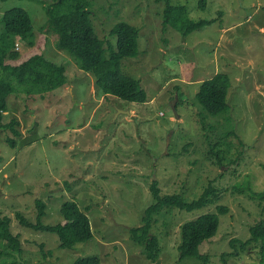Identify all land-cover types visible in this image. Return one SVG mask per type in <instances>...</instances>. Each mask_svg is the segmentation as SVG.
Instances as JSON below:
<instances>
[{"label":"rangeland","instance_id":"rangeland-1","mask_svg":"<svg viewBox=\"0 0 264 264\" xmlns=\"http://www.w3.org/2000/svg\"><path fill=\"white\" fill-rule=\"evenodd\" d=\"M89 2L92 27L105 50L115 49L109 31L116 24L139 30L136 57L123 59L120 67L123 75L140 81L147 102L102 95L93 76L60 51L62 34L44 11L51 0H0V18L10 9H22L35 35L30 48L19 39H5L0 24L5 64L17 66L41 54L62 64L67 77L65 86L43 97L7 98L3 123L18 120L21 136L11 148L6 141L11 133L0 130V214L11 219L21 253L5 254L0 245V264H73L89 257L100 264H262L259 244L240 250L228 242L248 240L250 226L264 218V202L251 199V192H264V0H207L204 10L198 9V0H171L172 6H186L191 21L209 22L186 37L162 25L163 3ZM13 43L16 60L8 57L13 49L4 50ZM215 74H226L230 88L227 110L211 116L195 96L200 83ZM199 112L206 117L203 124ZM219 143L226 161L215 165L207 152ZM153 181L162 195L177 194L186 201L213 183L220 197L191 212L163 209L156 215L151 234L160 254L154 263L129 234L153 203ZM37 200L46 205L40 220L45 226L61 223V204L75 202L88 217L93 237L60 249L55 234L21 227L15 213L35 223ZM218 205L227 212L218 216L215 236L199 247L207 261H179L181 225L215 213Z\"/></svg>","mask_w":264,"mask_h":264},{"label":"trees","instance_id":"trees-1","mask_svg":"<svg viewBox=\"0 0 264 264\" xmlns=\"http://www.w3.org/2000/svg\"><path fill=\"white\" fill-rule=\"evenodd\" d=\"M154 1L164 5L162 25L172 28L182 37L209 24L203 20L191 21L188 18L186 6H172L171 0ZM206 1L198 0V9L204 10ZM90 6L89 0H51V4L44 7L47 18L62 34L58 48L67 54L82 72L93 76L95 87L102 95L112 96L126 103L144 104L147 102V95L141 88L140 81L123 75L120 67L123 59L136 57L139 30L125 22L116 24L109 31L110 36L116 38L115 49L110 45L105 50L103 42L97 37L92 27ZM0 24L5 39L15 38L27 47L34 46L33 26L29 15L24 10L13 8L4 12L0 18ZM14 43L11 46L5 45L4 50H12ZM106 52H108L107 55ZM8 57L10 60H16L18 53L13 49ZM0 71L2 73L0 78V130H7L11 133L12 137H8L6 141L11 148H14L15 139L21 136L20 131L17 130L20 124L16 119L3 123V115L7 112V98L12 95L43 97L65 86L67 77L62 64L52 62L41 54L32 55L17 66L5 64L4 58L0 56ZM229 88V77L226 74H215L212 78L200 83L195 100L206 115L218 116L228 108L226 96ZM197 115L200 123L203 124L206 117L200 112ZM223 147L224 144L219 143L207 152L208 159L215 160V165H222V162L226 161L225 153L222 151ZM149 191L153 203L145 209L141 225L129 229V234L131 241L142 248L145 259L154 263L159 257L160 247L158 239L151 234L153 218L163 209L191 212L212 206L220 200V197L218 198L213 183H209L198 198L190 201L184 200L177 194L162 195L156 181L151 183ZM251 195V199L258 200L259 203L264 202V192H251ZM45 209L46 205L37 200L35 223L27 221L19 212H16L14 217L21 227L55 234L60 249H72L75 245L93 237L88 217L80 211L75 202L65 201L61 204L62 222L53 226H45L40 222L45 215ZM215 209V213L202 214L181 225V242L177 248L179 261L187 258L201 262L207 261V257L199 253V247L215 236L219 226L218 216L227 212L222 205L216 206ZM261 213L264 214L263 205H261ZM10 226L11 219L0 214V245L3 246L5 254H20V237L12 233ZM248 231L250 235L248 240L241 242L230 239L228 245L231 249H235L238 245V248L243 250L249 244H259V253L262 264H264V218L251 225ZM40 247L42 251V245ZM233 255H237V251ZM73 264H100V260L97 257H89L79 259Z\"/></svg>","mask_w":264,"mask_h":264},{"label":"built area","instance_id":"built-area-1","mask_svg":"<svg viewBox=\"0 0 264 264\" xmlns=\"http://www.w3.org/2000/svg\"><path fill=\"white\" fill-rule=\"evenodd\" d=\"M18 42H19V41H16V42H15V43H16V45H15V49H16V50H18V47H19Z\"/></svg>","mask_w":264,"mask_h":264},{"label":"crops","instance_id":"crops-1","mask_svg":"<svg viewBox=\"0 0 264 264\" xmlns=\"http://www.w3.org/2000/svg\"><path fill=\"white\" fill-rule=\"evenodd\" d=\"M17 40V39H16Z\"/></svg>","mask_w":264,"mask_h":264}]
</instances>
